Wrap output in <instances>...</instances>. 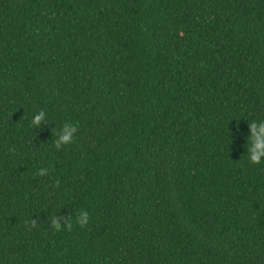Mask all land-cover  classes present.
<instances>
[{"label": "trees", "instance_id": "16d2710c", "mask_svg": "<svg viewBox=\"0 0 264 264\" xmlns=\"http://www.w3.org/2000/svg\"><path fill=\"white\" fill-rule=\"evenodd\" d=\"M252 121L264 0H0V264H264Z\"/></svg>", "mask_w": 264, "mask_h": 264}, {"label": "clouds", "instance_id": "9594fccd", "mask_svg": "<svg viewBox=\"0 0 264 264\" xmlns=\"http://www.w3.org/2000/svg\"><path fill=\"white\" fill-rule=\"evenodd\" d=\"M48 120L47 113L44 110H39L32 120L31 126L40 129L44 123ZM251 129V136L247 138V156L251 164L260 165L264 163V121H252L249 122ZM79 132L77 125L71 122H65L60 129H56L52 133L55 137L54 144L57 151L62 150L63 147L70 146L76 142V137ZM49 173L48 168H41L38 175L43 177L47 176ZM59 180L56 181V187H59ZM52 229L55 232L68 231L72 232L74 230L73 217L68 218L58 217L55 214L50 217ZM61 219H64V224H61ZM91 223V217L87 210L81 209L76 213L75 225L79 228H87ZM32 227H37L38 224L35 219L30 221Z\"/></svg>", "mask_w": 264, "mask_h": 264}]
</instances>
